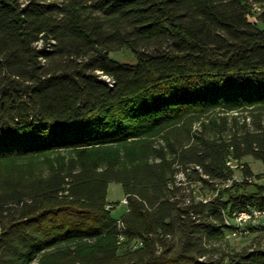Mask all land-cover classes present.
I'll return each mask as SVG.
<instances>
[{
	"label": "trees",
	"instance_id": "1",
	"mask_svg": "<svg viewBox=\"0 0 264 264\" xmlns=\"http://www.w3.org/2000/svg\"><path fill=\"white\" fill-rule=\"evenodd\" d=\"M247 157L264 163V0H0V264H264L219 248L264 210L248 165L224 186Z\"/></svg>",
	"mask_w": 264,
	"mask_h": 264
},
{
	"label": "rangeland",
	"instance_id": "2",
	"mask_svg": "<svg viewBox=\"0 0 264 264\" xmlns=\"http://www.w3.org/2000/svg\"><path fill=\"white\" fill-rule=\"evenodd\" d=\"M28 0H21L22 3H26ZM258 12H261V7H255ZM252 21L256 20V17H251ZM111 58L121 63L135 64L137 62L136 56L127 51H114L111 53ZM199 127L196 123L193 126V131ZM239 167L234 169V175L238 182L244 180V168L248 165L254 174V177L249 180L252 184L249 187L250 191H255L257 187H264V163L253 157H247L239 163ZM234 183V182H233ZM177 184L182 187L180 196L182 194L196 198V200L209 201L213 195L202 189V185L198 182L189 181L187 175L180 173L177 176ZM228 183L224 186L227 187ZM127 200L125 190L122 184L113 182L109 185L107 201L113 205L112 215L115 219L120 220L127 212L128 206L125 203ZM252 213L246 218L245 224L239 234H229L226 240L220 244L221 253L235 254L243 253L245 251H252L254 249H264V210L254 208L250 210ZM255 211L261 212L257 214ZM258 227V228H257ZM257 228V229H254ZM224 254V255H225ZM220 255V254H219Z\"/></svg>",
	"mask_w": 264,
	"mask_h": 264
},
{
	"label": "built area",
	"instance_id": "3",
	"mask_svg": "<svg viewBox=\"0 0 264 264\" xmlns=\"http://www.w3.org/2000/svg\"><path fill=\"white\" fill-rule=\"evenodd\" d=\"M239 163H240L239 161H229L228 165L234 170L240 166ZM235 180L236 178L234 175V177L227 182L228 183L227 187L231 186ZM125 203L128 204V201L126 200ZM256 213L260 214L261 212H256ZM246 218L247 217L245 216V214H235L232 219L226 220V223L233 228L232 234H239V232H241L243 225L245 224Z\"/></svg>",
	"mask_w": 264,
	"mask_h": 264
},
{
	"label": "bare ground",
	"instance_id": "4",
	"mask_svg": "<svg viewBox=\"0 0 264 264\" xmlns=\"http://www.w3.org/2000/svg\"><path fill=\"white\" fill-rule=\"evenodd\" d=\"M255 212H258V211H255ZM251 213H252V212L249 210V211H247V212H241V213H239V214H245L246 217H249Z\"/></svg>",
	"mask_w": 264,
	"mask_h": 264
}]
</instances>
